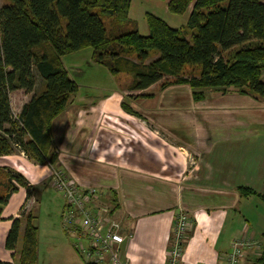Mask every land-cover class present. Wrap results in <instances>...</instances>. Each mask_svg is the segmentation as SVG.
Instances as JSON below:
<instances>
[{"label": "crops", "instance_id": "obj_1", "mask_svg": "<svg viewBox=\"0 0 264 264\" xmlns=\"http://www.w3.org/2000/svg\"><path fill=\"white\" fill-rule=\"evenodd\" d=\"M164 3L168 11L167 1ZM131 5L132 0L129 18L141 34H147L146 12L139 23L138 9L132 17ZM190 9L183 20L169 11L160 18L178 28L186 23ZM91 54L85 48L62 56V62L67 69L68 63L80 65L83 61L91 67L101 66L92 61ZM103 69L105 81L114 82L116 76ZM261 78L264 80V70ZM160 82L134 91H118L114 84L96 98H88L79 88L81 104L68 103L52 121L60 167L68 169L80 186L95 188L98 201L115 205L114 217L130 232L120 243L129 264H168L169 239L180 213L191 223L177 264H225L231 240L240 236L257 240L260 247H246L239 264H255L264 247V97L206 89L202 100H194L188 84L159 88ZM126 93L133 97L129 99ZM144 93L151 95H140ZM32 94L22 89L9 93L16 114ZM122 102L136 113L125 111ZM80 115L82 124L77 125L74 138L67 124L72 126ZM110 117L118 120L120 130L135 136L127 139L111 130L115 125L108 123ZM176 138L184 145L179 146ZM177 148L199 164L198 169L185 173L188 178L184 180L180 175L187 158L181 156L175 164ZM0 167L20 172L32 186L27 198L25 188L19 186L2 207L0 260L19 263L24 216L28 214L34 217L39 245L41 211L45 209L44 224L48 226L42 228L54 240L51 251L64 248L71 263L86 264L73 246L74 238L62 228L64 198L51 184V166L37 163L13 147L9 154L0 155ZM14 218L20 219V228L11 251L4 242Z\"/></svg>", "mask_w": 264, "mask_h": 264}, {"label": "trees", "instance_id": "obj_2", "mask_svg": "<svg viewBox=\"0 0 264 264\" xmlns=\"http://www.w3.org/2000/svg\"><path fill=\"white\" fill-rule=\"evenodd\" d=\"M130 1L7 0L0 5V155L18 147L35 162L51 165L52 121L79 90L62 56L85 48L113 76H129L130 91L162 80L159 88L188 82L194 100L204 98L205 89L264 97V0H226L224 6L223 0H166L168 11L178 15L191 5L186 23L175 28L146 12L147 34L129 18ZM235 47L226 60L223 52ZM188 66H197L198 76L181 78ZM33 69L42 80L40 91H34ZM16 89L33 94L13 116L9 93ZM19 186L29 197L32 186L23 174L0 167V216ZM24 217L18 264H35L37 226L31 214ZM19 228L20 219L14 218L6 249H15ZM262 263L264 247L255 264Z\"/></svg>", "mask_w": 264, "mask_h": 264}, {"label": "rangeland", "instance_id": "obj_3", "mask_svg": "<svg viewBox=\"0 0 264 264\" xmlns=\"http://www.w3.org/2000/svg\"><path fill=\"white\" fill-rule=\"evenodd\" d=\"M7 0H0V5L3 2H6ZM226 4V0H223L221 2H219V5L224 6ZM132 17L134 16V10L138 9L140 18L137 20L139 21V23H141L143 21V19L145 20V18H141V16H143V14L145 12H149L152 14H156L158 15V17H165V15L167 14L166 12H168L165 9V3L164 0H132ZM191 7V5L189 6V8ZM186 16V13H183L182 15H178V18L183 20ZM137 19V18H136ZM238 49V47H235L229 51H224L223 52V56L226 60H228L232 54L234 53V51H236ZM89 50V49H87ZM84 53H86L85 51H82ZM87 57H85L84 59H86ZM87 62L83 61L80 65H71V64H67L68 66V70L71 72V75L73 76L74 80L77 82V84L79 85V88L81 90L84 91V94L88 97V98H96L99 94L106 92L109 89H113L114 84L117 87L118 91H120V89L122 90V88L127 89V85L129 84V76L124 75V74H119L116 76L115 81L113 82V80L109 81L106 80L104 78V73L100 72L101 70H104L103 67L99 66V67H91L90 65L86 64ZM100 65V64H99ZM79 66V67H78ZM33 72L35 73L36 76V89H41L42 87V80L39 76V74L37 73V71L35 69H33ZM199 74V68L197 66H188L185 67L184 70L181 72V74L179 76H181V78H190L193 76H198ZM262 74V73H261ZM166 77V76H165ZM166 78H173L171 76H167ZM162 81V80H161ZM182 83H186L189 85L188 82H182ZM190 86V85H189ZM191 87V86H190ZM192 90V88H191ZM206 90V89H205ZM78 95V91L71 96L70 100H69V104H81L79 101V97ZM125 96L130 97L129 99H131V97H133L132 95H130L129 93H126ZM10 98V97H9ZM203 98H201L200 100H202ZM128 100V98H127ZM131 101V100H130ZM10 104H11V109H12V113L13 116H16V110H15V104L14 102H11L10 100ZM123 102L121 103L122 108L124 109L123 106ZM125 105V104H124ZM125 111H127L126 109H124ZM129 113H135V112H130L127 111ZM82 117V115H80L79 118H77L73 125L69 127L68 126V132L70 131V134L75 138V134L77 133V125L78 124H82L80 121V118ZM74 120V119H73ZM108 120V123L111 125H115L114 127L111 126V130L120 132L122 134L125 135V137L127 139H129V135L135 136V134L133 132L127 131L125 129H119V125L117 124L118 120L114 117H110ZM72 127V129H71ZM73 130V131H72ZM123 131V132H122ZM156 136H160L157 133H152ZM152 136V135H150ZM179 146H183L184 144L178 140V138H176L174 140ZM180 149V148H179ZM178 148L176 149V154H174L176 156V160L174 161L175 164H178L180 162L179 157L181 156H186L187 161H186V167L184 168V172L180 175L181 180H184L185 178L187 179L188 177L185 176V173H189V171L192 169H194V166L197 165L198 163L191 158V155H186L185 153H183L181 150H179ZM60 149L58 148V146L53 142L52 140V145L50 146V149L48 150V155L47 157L49 158L51 155L54 156V161L51 163V168H52V175H51V184L56 186V181L59 182V179L57 176L61 177L62 180H68L67 182L63 181L65 183V185L67 186L68 184H71L69 186H74L76 185L77 188H79V190H76L77 193L82 194L83 192H86L87 189L93 188V187H83L80 186L77 182L76 179L73 177L72 173L69 172L68 169H66L65 167H60V161L58 158ZM182 159V157H181ZM199 165V164H198ZM64 168V169H63ZM183 182V181H182ZM87 188V189H85ZM85 190V191H84ZM95 193H96V189L94 188ZM83 191V192H82ZM89 199H93V200H97V196L93 195V196H88V200ZM87 200V197H86ZM94 201V203L92 202H87L86 206L89 208V210L94 213L97 214V216L99 217V212L101 211V216L102 218L106 217L107 215H110L112 217H114L113 215V207H115V205H113V207L110 205V207L108 206L109 203L108 202H100V201ZM114 204V203H113ZM103 208L106 209V212L103 210ZM43 214L41 222H40V226L41 228L40 230V236H39V245H38V240L36 243V247L38 246L39 251H37L36 248V261L35 264H76V263H71V259H69V257L65 254L64 248L63 250H52L49 248L51 243L50 242H54V240L51 239L50 234L47 233L46 230H44L42 227H46V225L48 226V224H44L45 221L47 220L45 218V209L44 212L41 211ZM106 213V214H105ZM186 216V215H185ZM115 218V217H114ZM115 221L119 224L120 227V235L122 236L123 241L126 239V237L128 238V236L130 235V232L127 231V229L125 228L124 223L119 219L115 218ZM59 224V223H58ZM43 225V226H42ZM60 227V226H59ZM174 227V226H173ZM42 230V231H41ZM171 234L173 235V231L171 232ZM184 235H186V230L184 232ZM170 238L171 235H170ZM185 238V237H184ZM67 239V238H66ZM68 240V239H67ZM185 241V239L182 238V241ZM182 241H180L181 246L180 248H182ZM70 243V241H68ZM70 245V244H69ZM60 247V246H59ZM63 247V246H62ZM71 258V256H70ZM14 264H17V260H14ZM83 264V263H81Z\"/></svg>", "mask_w": 264, "mask_h": 264}, {"label": "built area", "instance_id": "obj_4", "mask_svg": "<svg viewBox=\"0 0 264 264\" xmlns=\"http://www.w3.org/2000/svg\"><path fill=\"white\" fill-rule=\"evenodd\" d=\"M198 169V165L194 166ZM59 182L53 185L64 198V205L61 216V223L65 230L74 238V248L86 264H129L123 255L120 243L123 241L120 235L119 224L106 213L102 218L101 211L99 217L92 213L86 206L87 202L94 203L95 200L88 196L96 195L94 188L87 189L82 194L76 185H65L68 180H62L57 176ZM85 191V190H84ZM87 197V200H86ZM106 212V209L103 208ZM191 223L190 219L180 213L173 227V236L169 239L171 244L168 250V264H177L181 253L182 238L184 232ZM260 247L257 240L248 236L235 237L230 242V249L225 254V264H239V258L246 247Z\"/></svg>", "mask_w": 264, "mask_h": 264}]
</instances>
